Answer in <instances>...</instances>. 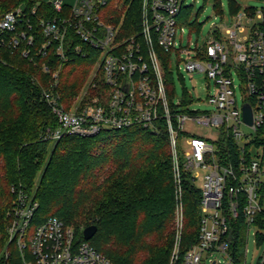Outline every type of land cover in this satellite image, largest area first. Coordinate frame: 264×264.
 <instances>
[{
	"label": "built area",
	"instance_id": "built-area-1",
	"mask_svg": "<svg viewBox=\"0 0 264 264\" xmlns=\"http://www.w3.org/2000/svg\"><path fill=\"white\" fill-rule=\"evenodd\" d=\"M49 3L57 14L37 17L40 31L46 37L40 50L47 54L46 49L57 44V55L67 61L68 42L74 39L68 38L73 34L79 42L72 51L85 55L86 48H91L98 52V60L88 81L96 93L86 92L70 105L63 102L58 88L62 64L53 71L54 81L50 88L44 89L43 97L58 124L47 129L45 138L57 141L68 134L95 136L105 130L136 126L157 133L167 129L177 197H181L183 171L192 176L195 184L203 173L199 240L181 257L179 231L170 264H203L214 253L225 256L231 263L232 241L228 235L232 222H237L242 214L248 238L252 225L264 211L259 198L264 186V148L254 143L257 131L264 130V10L247 9L235 14V27L230 25L225 30L226 37L217 25L211 36L192 48L184 47L178 40L184 0H75L72 5L64 0H49ZM127 3L124 10L127 14L135 11L138 4L137 19L128 21L126 15L117 18L116 13ZM37 11L34 6L32 13ZM255 14L263 21L246 34L240 19L247 15L253 20ZM36 39L35 24L23 7L0 18V46L13 49L23 46V54L28 56ZM167 54L179 61L183 54L187 55L182 58L183 68L178 63L179 73L182 69L192 74L202 71L212 79L213 93L208 101L214 109H190L187 104L194 100L185 102L184 93L177 102L174 96L170 97L163 64ZM46 70L50 68L47 66ZM236 76L241 81V104L236 94ZM246 104L252 108L251 123L244 119ZM188 123L203 130L191 131L186 128ZM243 125L253 131L245 132ZM229 138L238 149L226 147ZM220 144L223 148L219 149ZM38 208V200L19 189L8 213L9 241H17L23 264H115L89 240H79L74 228L57 216L48 217L31 230ZM181 213L179 210L178 215ZM6 254L7 260L10 253ZM213 262L228 264L219 259ZM259 264H264V253Z\"/></svg>",
	"mask_w": 264,
	"mask_h": 264
},
{
	"label": "trees",
	"instance_id": "trees-1",
	"mask_svg": "<svg viewBox=\"0 0 264 264\" xmlns=\"http://www.w3.org/2000/svg\"><path fill=\"white\" fill-rule=\"evenodd\" d=\"M230 5L233 11L240 9L237 0H230ZM34 6L38 7L36 14L32 13ZM18 7H23L35 24L37 39L28 56L23 54V46H0V264H23L19 245L16 240L9 241L8 232V213L19 189L39 202L31 230L57 216L83 241L84 229L95 224L97 231L89 241L115 264H170L177 238L176 218L182 210L183 257L199 240L202 190L185 170L181 197H177L168 130L157 133L136 126L95 136L68 134L57 141L46 139L47 129L58 124L43 97L44 89L54 81L52 72L62 64L58 88L69 105L94 69L98 52L86 48L88 54L74 53L73 45L79 40L70 34L68 39H74L68 42L67 61L57 55V44L44 54L40 49L46 37L37 17L57 12L49 0H0V18ZM135 8L128 21L138 18V4ZM189 14L190 7L183 5L181 23L188 21ZM163 62L172 98L174 79L168 54ZM184 96L185 102L194 100L187 90ZM254 143L264 148L263 129L257 131ZM226 147L238 149L231 138ZM256 223L264 228V211ZM228 237L233 260L243 258L247 226L242 214L232 222ZM6 248L10 253L7 260Z\"/></svg>",
	"mask_w": 264,
	"mask_h": 264
},
{
	"label": "rangeland",
	"instance_id": "rangeland-1",
	"mask_svg": "<svg viewBox=\"0 0 264 264\" xmlns=\"http://www.w3.org/2000/svg\"><path fill=\"white\" fill-rule=\"evenodd\" d=\"M220 1V5L216 6V3ZM65 3L72 5L75 0H64ZM240 5V9L237 11H233L230 5V0H184V4L190 7L189 19L187 22L183 23V29H179V42L184 46L188 47L189 45L194 48L197 43H201L205 41L209 36L212 35V31L215 26H220L223 37H226L227 34L225 30L231 25L235 27V23L237 21L236 15L243 10L256 11L264 10V0H237ZM128 3L124 6L122 11L117 12V18L121 19L124 15L125 19L128 18V14L124 12ZM129 13V12H128ZM236 14V15H235ZM134 20L131 19L129 21ZM241 23L244 27H246V34L250 31L251 27L258 22H262L263 19L257 18L256 14L253 20H250L247 15L243 16ZM183 30V31H182ZM181 36V37H180ZM182 58H187L186 54L181 56L180 61L172 57V70H173V79H174V101L177 102L178 99L183 97V93L185 90L193 97L194 101L187 106L192 110H201L207 111L214 109V105L208 101L209 95L213 93L212 87V79H209L205 72L198 73H190L184 69L179 73L178 71V63L181 64L183 68L184 60ZM53 73V72H52ZM91 75V74H90ZM87 78L86 82L82 86L80 92L74 96L73 100L69 103V105L74 101H78L81 95L87 93H96L94 89H91L88 81L90 80V76ZM241 81L236 76V84L238 85L236 89L237 98L239 100V104L242 103L241 100V89L239 87ZM209 84L211 85L209 87ZM176 89V92H175ZM86 99V98H85ZM85 102V101H84ZM84 102H81L82 106ZM68 105V104H67ZM186 128L190 129L194 132H201L203 129L200 126L192 125L188 123ZM242 129L245 132L251 133L253 131L252 128L247 125H243ZM253 152H257L256 148H254ZM203 172V171H202ZM40 173V172H39ZM197 186L200 187L203 184V173L202 176L197 179ZM259 198L261 201L262 208L264 210V191L259 193ZM183 227V214L177 215L176 218V230H177V238L179 231L181 232ZM261 236L264 237V228L259 226L257 223L252 225L250 229V234L247 238L246 246L244 247V257L237 258L236 260L228 261L225 256H221L217 253L210 255L205 258L203 264H211L212 260L219 259L220 261L227 262L228 264H259L260 259L264 253V239H261ZM176 238V242H177ZM9 250L6 248L4 250L5 254Z\"/></svg>",
	"mask_w": 264,
	"mask_h": 264
},
{
	"label": "water",
	"instance_id": "water-1",
	"mask_svg": "<svg viewBox=\"0 0 264 264\" xmlns=\"http://www.w3.org/2000/svg\"><path fill=\"white\" fill-rule=\"evenodd\" d=\"M244 119L248 123L252 122V108L248 104H246L244 106ZM96 231H97V225H95V224L89 225L83 231L84 238L87 239V240H90L95 235ZM211 264H216V263L213 262ZM218 264H226V263H218Z\"/></svg>",
	"mask_w": 264,
	"mask_h": 264
}]
</instances>
